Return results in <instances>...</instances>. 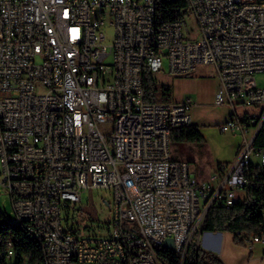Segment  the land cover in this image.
<instances>
[{"label": "built area", "instance_id": "2783aa9c", "mask_svg": "<svg viewBox=\"0 0 264 264\" xmlns=\"http://www.w3.org/2000/svg\"><path fill=\"white\" fill-rule=\"evenodd\" d=\"M189 19L198 33L185 32ZM166 61L174 77L212 66L215 106L231 112L220 131L242 137L234 161L206 166L204 150L173 160L171 131L192 125L195 104L146 103L145 76L165 74ZM258 73L264 0H0V184L15 219L46 243L42 264H165L158 249L169 250L168 239L185 264L211 209L241 204L253 220L264 216ZM52 107H65V115ZM94 189L114 197L113 220L100 236L69 225L72 206ZM237 240L264 247V223ZM16 256L8 242L3 264Z\"/></svg>", "mask_w": 264, "mask_h": 264}, {"label": "rangeland", "instance_id": "374dc122", "mask_svg": "<svg viewBox=\"0 0 264 264\" xmlns=\"http://www.w3.org/2000/svg\"><path fill=\"white\" fill-rule=\"evenodd\" d=\"M106 34V45L114 42V27L110 24L109 18L103 27ZM187 33H198V27L193 19L188 20ZM111 58L107 61L110 62ZM165 74L155 75V80L159 85H168L172 88L171 101L184 102L191 99L195 106L191 112L192 123L199 125L202 132L206 131L208 137V151L211 159L206 166L228 163L233 161V154L242 143L241 136L223 134L220 127L224 124L226 115L229 114L227 107L215 106L216 93L218 88L217 78L215 77L212 66H199L197 70L188 76L174 77L168 75V62L164 63ZM260 87H264V73L256 75ZM39 93L44 89L39 88ZM228 118V117H227ZM101 131L106 136L110 135L111 125L103 124ZM250 135H248L249 137ZM173 160L187 161L192 156H201L202 151L197 144L172 142L170 146ZM204 155V154H203ZM206 157V155H205ZM114 197L110 190L94 189L85 191L82 195L81 203L72 206L70 227L74 229L89 230L91 235H104L108 230L109 224L113 220ZM0 212L6 216V221L13 223L15 215L10 197L5 193L0 184ZM64 227H67L64 222ZM219 246L214 250L204 247L205 234L200 239V247L216 255L223 264H264V247L256 245L251 251L249 248L235 242L233 233H221Z\"/></svg>", "mask_w": 264, "mask_h": 264}, {"label": "trees", "instance_id": "16d2710c", "mask_svg": "<svg viewBox=\"0 0 264 264\" xmlns=\"http://www.w3.org/2000/svg\"><path fill=\"white\" fill-rule=\"evenodd\" d=\"M154 77L147 75L144 79L146 103L169 101L172 88L168 85H159ZM170 142L193 143L201 146L206 144L205 138L197 125L173 129ZM255 146L264 148V127L255 140ZM250 214V209L241 204L230 210L213 208L210 210L204 233H233L235 242H239L237 240L239 233L246 230L256 232L258 223H263V216H255L253 220L249 217ZM8 242L17 253L13 260L14 264H20L23 261L28 264H42V250L39 242L28 234L21 225L6 221V216L0 212V257L6 252ZM158 252L165 264H181V257L178 253L165 248L158 249ZM3 261V258H0V264H3ZM185 264H223V262L216 255L203 250L200 245L193 244L189 249Z\"/></svg>", "mask_w": 264, "mask_h": 264}, {"label": "bare ground", "instance_id": "6f19581e", "mask_svg": "<svg viewBox=\"0 0 264 264\" xmlns=\"http://www.w3.org/2000/svg\"><path fill=\"white\" fill-rule=\"evenodd\" d=\"M80 42L81 44H88V33H80ZM52 114L65 115V107H52ZM164 185H172V177H164ZM14 222L21 225L23 229L34 238L30 229L24 227L23 224H20V221H17L16 219ZM263 223H264V218H263ZM34 239L37 240L41 246L43 261H49V251L48 249H46V243L41 242L39 238H34ZM10 246L12 247L11 244Z\"/></svg>", "mask_w": 264, "mask_h": 264}, {"label": "crops", "instance_id": "0c3cea01", "mask_svg": "<svg viewBox=\"0 0 264 264\" xmlns=\"http://www.w3.org/2000/svg\"><path fill=\"white\" fill-rule=\"evenodd\" d=\"M218 82V81H217ZM218 89V88H217ZM195 104V103H194ZM195 106V105H194ZM194 108V107H193ZM193 110V109H192ZM230 110H229V114H227L226 116L227 117H229L230 116ZM192 116V115H191ZM226 117V119H225V122H226V120L228 119ZM224 122V123H225ZM192 125H197V124H193L192 123ZM197 126H199V125H197ZM201 130V129H200ZM201 132H202V130H201ZM206 131H204V132H202V134H203V136H204V138H205V141H206V144L205 145H203V146H201V145H198V147H200V150L202 151V150H204V151H206L207 149H208V137H207V135H206ZM241 146V145H240ZM240 146L239 147H237L238 149L234 152V154H233V161L236 159V157H237V155H238V152H239V149H240ZM208 151V150H207ZM206 151V152H207ZM193 159V156H192V158L191 159H189V160H187V161H191ZM229 163V162H228ZM220 164V163H219ZM221 233H223V232H221ZM221 233H205V238H204V247L205 248H208L209 250H214V249H216L218 246H219V243H220V239H221V236H223V234H221ZM260 245V244H259ZM255 249V248H254ZM251 251H253V250H251Z\"/></svg>", "mask_w": 264, "mask_h": 264}, {"label": "water", "instance_id": "95a60500", "mask_svg": "<svg viewBox=\"0 0 264 264\" xmlns=\"http://www.w3.org/2000/svg\"><path fill=\"white\" fill-rule=\"evenodd\" d=\"M165 244L169 248V250H171V251L175 250V245H174L173 239H168Z\"/></svg>", "mask_w": 264, "mask_h": 264}]
</instances>
